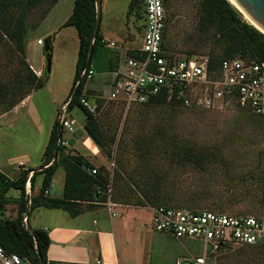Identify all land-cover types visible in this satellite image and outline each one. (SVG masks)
<instances>
[{
    "label": "rangeland",
    "instance_id": "1",
    "mask_svg": "<svg viewBox=\"0 0 264 264\" xmlns=\"http://www.w3.org/2000/svg\"><path fill=\"white\" fill-rule=\"evenodd\" d=\"M165 1L169 16L166 42L167 45L177 44L176 54L186 55L194 44L199 45V55L209 56L214 47V53H223L226 43L218 35L200 30L202 0ZM131 3L132 0H103L100 32L106 39L93 54L91 66L95 75L85 85L91 94L89 101L100 104L97 116L101 125L109 137L115 138L105 148V151L111 150V156L100 151L86 133V116L79 106L68 107L66 112L75 127L74 132H63L69 141L75 140L67 151H81L91 157L110 179L108 194L114 201L130 199L133 203L128 204L132 205L133 216L141 224L151 223L154 206L148 202L136 204L139 193L131 191L130 187L136 189L137 184L150 181L144 173L147 165L152 172L160 167L167 171L164 191L170 205L236 214H264V120L251 118L246 109L236 103L191 109L170 103L149 106L109 100L116 71L111 67L112 55L114 65L118 62L120 66L131 48L141 45L145 30L142 2L137 0L133 7ZM73 7L74 0H59L47 14L50 3L43 0L30 13L27 57L33 66L43 68L47 83L33 97L31 107L26 106L15 119L2 121L0 125V165L6 166L12 178L20 170L21 160L27 161L32 168L40 166L42 150L48 142L54 119L67 107L65 101L71 94L76 75L79 35L75 27L63 25ZM49 36H52L53 57L47 76L44 43L38 44V39L44 42ZM1 40L0 63L5 73L12 74L19 69L22 54L13 41ZM110 42L116 46L112 47ZM119 47L124 48L120 50ZM91 88L97 90H89ZM3 113L0 108V115ZM153 137L155 139L150 143ZM165 139H172L181 148L204 152L208 155L209 168L201 171L191 166H171L163 153ZM63 179L61 168L54 178L55 187L59 189ZM19 193L16 189L10 190L7 195L11 203L16 201ZM35 215L33 210L30 225L34 223ZM131 232L130 244L135 240L140 250L148 247L152 264H176L178 257L188 254L191 259L204 251L202 240H177L154 229ZM144 250L140 254V264L147 259ZM190 259H181V264H190ZM206 264H264V247L231 245L218 251Z\"/></svg>",
    "mask_w": 264,
    "mask_h": 264
},
{
    "label": "trees",
    "instance_id": "2",
    "mask_svg": "<svg viewBox=\"0 0 264 264\" xmlns=\"http://www.w3.org/2000/svg\"><path fill=\"white\" fill-rule=\"evenodd\" d=\"M43 0H0V38L1 41L11 40L20 50L22 57L20 59L19 69L14 73H5L0 63V108L3 112H8L20 104L33 91L44 87L47 83V78L39 76L37 70L29 63L27 57V44L30 39L28 20L31 11L35 6ZM50 9L57 4L59 0H48ZM137 0H132L131 7L134 6ZM142 2L145 18L144 0ZM166 29L164 32L163 48L167 57H183V58H198L205 57L208 59L209 66L219 65L226 58H242L248 60L263 61L264 60V33L250 24L243 15L234 7L229 0H202V12L200 17V30L205 33H214L218 35L225 43V49L221 55L213 52L207 55L197 54L199 45L194 44L188 49L186 55L176 54V43L167 45L166 33L169 22L166 1ZM96 22V0H74L73 11L64 22L63 26H73L76 28L79 35L78 59L76 64V75L71 94L66 100L69 108L79 106L85 113L86 120L84 129L88 136L98 146L100 151H105L107 144L115 141L114 136L109 137L98 119L100 104H97V111H90L82 103V98H87L91 95L90 91L85 89L87 82L86 78L81 77V72L86 68L87 57L92 42V34ZM104 37L99 32L98 37L94 42V53L98 46L103 45ZM136 51L131 50L128 55L135 56ZM114 57H111V67L115 71L119 68V64L114 65ZM74 93V96L72 94ZM89 100V99H88ZM111 100V99H109ZM113 101V100H112ZM170 103L171 105L182 106L174 97L169 98L167 94H158L150 100L143 103L149 106L157 104ZM238 105V104H237ZM239 106V105H238ZM245 109V108H244ZM251 118L264 120V116L255 114L250 109H246ZM58 116L54 122L48 144L46 146L42 170H34L31 177V203L29 214L40 206L64 207L70 210L73 214L77 212L76 207L81 201L92 203L106 204L109 194L110 179L106 172H102L99 167L93 164L84 154L67 151L75 142L70 139V146L65 147L60 144L56 156L55 148L58 142ZM154 137L150 139V143L154 141ZM163 153L167 155L169 164L179 168L193 167L202 170H207L210 164L208 155L202 151H197L194 148H181L176 145L171 139L164 140ZM106 156H111V150L105 151ZM56 157V159H55ZM63 168L65 170V184L61 197H52L46 194V190L51 188L53 179L57 171ZM92 169H96L97 173H93ZM30 171L21 170L17 178H9L0 172V246L7 253H18L26 259L25 264H41L39 252L43 260L47 263V252L51 244L49 232L45 229H30L24 222V216L28 211V195H27V180ZM166 172V173H165ZM145 177L150 181L143 185L137 184L136 189L130 187L131 191H138V203H150L154 207L176 206L168 203V194L164 191V180L167 178V171L158 169L152 172L151 167L147 165L144 170ZM43 176L42 186L38 193L35 194V186L37 185L38 175ZM11 189L20 191L19 197L15 203L18 205L17 214L15 216L6 213V205L10 204L8 193ZM264 189V187H263ZM264 204V192L262 195ZM117 203H133L128 198H119ZM188 208V207H185ZM200 210L201 208H188ZM214 210V209H207ZM220 211V210H214ZM221 212H226L222 211ZM29 219V218H28ZM28 222V221H27ZM245 245V244H244ZM264 247V245H247ZM217 253L211 254L207 261L211 260Z\"/></svg>",
    "mask_w": 264,
    "mask_h": 264
},
{
    "label": "built area",
    "instance_id": "3",
    "mask_svg": "<svg viewBox=\"0 0 264 264\" xmlns=\"http://www.w3.org/2000/svg\"><path fill=\"white\" fill-rule=\"evenodd\" d=\"M145 30L142 44L135 56L127 55L115 71L109 98L143 104L158 94L174 97L186 108H211L222 103H236L264 116V60L226 58L218 66H209L205 57H167L163 48L167 12L164 0H144ZM44 42L38 39V44ZM115 47L114 42H110ZM42 76L44 72L37 70ZM93 68L84 69L81 77L93 79ZM90 111L96 112L97 104L82 98ZM66 104V103H65ZM67 107L58 113L62 131L74 132L73 122L66 117ZM59 143L65 147L70 141L64 136ZM19 166L28 170L25 162ZM30 171L27 180L28 205L31 203ZM97 173L96 169H92ZM52 191L46 190V194ZM112 215L118 205L109 194L106 202ZM152 224L156 231L176 239H196L204 242V251L191 264H206L208 257L223 248L235 244L264 245V214L231 213L207 209L193 210L176 206L152 208ZM27 223L28 216H24ZM26 259L18 253H7L0 246V264H25Z\"/></svg>",
    "mask_w": 264,
    "mask_h": 264
},
{
    "label": "crops",
    "instance_id": "4",
    "mask_svg": "<svg viewBox=\"0 0 264 264\" xmlns=\"http://www.w3.org/2000/svg\"><path fill=\"white\" fill-rule=\"evenodd\" d=\"M53 40H55V36L53 37ZM124 44H126V42ZM140 46L133 47L131 49L138 48ZM121 48L123 49L124 47ZM28 60L31 63L29 57ZM33 67L37 70L43 71V68H39L35 66ZM114 78L112 80V84ZM40 90L41 88L35 90L34 93H32L27 98H25L15 108L1 114L0 125L2 124V121H7L8 119H9L8 121H10L11 119H15L16 116L20 114L21 110H24L26 108V106L31 107L33 97H35ZM89 90H97V89L91 88ZM54 115H56V112ZM55 120L56 119H54V121ZM52 128L50 130V134ZM50 134H49V138H50ZM47 144L48 142L44 144L42 150L43 155ZM80 153L82 152L80 151ZM43 155H42V162H43ZM84 155L93 164L98 165L92 160L91 157H88L87 154ZM21 161L25 162L26 167L28 168L31 167L27 161L24 160ZM19 169L20 170L16 172L15 178L18 177L21 170H25L24 168L21 167H19ZM34 170L41 171L42 163L37 168H33V171ZM7 171L8 170L5 165H0V172L5 174L9 178H12L10 177ZM65 176H66L65 170L63 169L64 179L62 184L60 185V188L58 189V186L55 187L54 179H53V183L50 188L52 193L49 195H51L52 197L62 196L64 190V184H65ZM42 179H43L42 174L38 175L37 185L35 186V190H34L35 194L38 193L39 189L42 186ZM131 206L132 205L129 204L118 203V205L114 208L116 215L111 214L106 204L92 203L88 201L79 202L78 206L76 207L77 212L74 214L70 210L64 207L40 206L35 209L36 215L34 217V223L31 222V225L29 224L31 221V217H30L31 213L27 215L29 218L27 225L30 229H45L49 232V236L51 238V244L48 248L46 264H140L139 262V260L141 259L140 254L143 253L145 247L142 250H140L138 246H136L137 244L135 243V240L134 243L132 242V244H130L129 241V239L131 238L130 232L141 231V230L151 231L154 228L152 224V218H151V223L149 222L148 223L144 222L142 224L139 223L136 217L133 216V213L131 211L132 209H130ZM17 210H18V205L15 202L6 205V213L8 215L15 216L17 214ZM160 233L168 235L163 232ZM129 245L132 246L126 249L125 246L128 247ZM144 253L147 259L143 264H152L151 262L152 256L150 255V253L148 256V247L144 250ZM195 257H192L190 259L188 258V254L187 257L186 256L182 258L178 257L176 260V264H181V259L183 260L190 259V262H192V260Z\"/></svg>",
    "mask_w": 264,
    "mask_h": 264
},
{
    "label": "water",
    "instance_id": "5",
    "mask_svg": "<svg viewBox=\"0 0 264 264\" xmlns=\"http://www.w3.org/2000/svg\"><path fill=\"white\" fill-rule=\"evenodd\" d=\"M229 1L234 5V7L237 10H239L242 13L243 12L247 13V15L253 21L252 24L264 33V0H234L239 6L235 5L231 0ZM102 3H103V0H96V22H95V26H94V30L92 34V42H91V46H90L88 57H87L86 67L91 66V62H92V58L94 54V42L100 32L101 22H102ZM44 49H45L46 58H47L46 75L49 76L51 72L52 57H53L52 36H49L48 38L45 39ZM72 96H74V93L72 94ZM62 137H63L62 122L59 119V123H58V138L59 139L57 142V146L55 148L56 156H57L59 146H60L59 140ZM29 210H30V205H28V211L26 215H29ZM26 226L28 227L27 223H26ZM39 257H40L41 264H46L40 252H39Z\"/></svg>",
    "mask_w": 264,
    "mask_h": 264
},
{
    "label": "bare ground",
    "instance_id": "6",
    "mask_svg": "<svg viewBox=\"0 0 264 264\" xmlns=\"http://www.w3.org/2000/svg\"><path fill=\"white\" fill-rule=\"evenodd\" d=\"M235 5L239 6L234 0H231ZM245 18L250 21L251 23L253 22L252 19L247 15V13L243 12Z\"/></svg>",
    "mask_w": 264,
    "mask_h": 264
}]
</instances>
